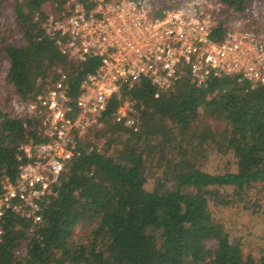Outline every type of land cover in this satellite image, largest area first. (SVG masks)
I'll return each instance as SVG.
<instances>
[{"label":"trees","instance_id":"1","mask_svg":"<svg viewBox=\"0 0 264 264\" xmlns=\"http://www.w3.org/2000/svg\"><path fill=\"white\" fill-rule=\"evenodd\" d=\"M47 1L15 0L24 44L3 45L8 81L25 99L45 92L54 68L60 71L51 83L66 72L74 95L100 62L69 60L44 34ZM67 1L54 0L57 8L49 11ZM219 1L227 14L246 12L253 0ZM2 34L0 26V46ZM156 93L148 79L123 89L101 119L106 132L130 138L114 154L107 151L113 140L90 148L89 137L82 138L57 194L42 204V221L6 213L0 264H264V86L232 76L199 85L185 72ZM127 97L144 105L136 132L113 115ZM38 126V119L0 110V180L16 175L23 144L47 140ZM78 225L89 231L74 238ZM254 244L263 253L257 261L242 250Z\"/></svg>","mask_w":264,"mask_h":264},{"label":"built area","instance_id":"2","mask_svg":"<svg viewBox=\"0 0 264 264\" xmlns=\"http://www.w3.org/2000/svg\"><path fill=\"white\" fill-rule=\"evenodd\" d=\"M223 9L219 0H68L42 19L44 34L69 60L100 62L81 77L76 94L61 71L45 92L15 105L14 116L38 119L47 140L23 144L16 175L0 180V237L8 211L42 221V204L57 194L69 160L80 155L82 136L101 124L125 87L148 79L158 97L185 72L199 85L232 76L264 86L263 33L238 26V12L222 16ZM113 115L139 130L127 99Z\"/></svg>","mask_w":264,"mask_h":264},{"label":"rangeland","instance_id":"3","mask_svg":"<svg viewBox=\"0 0 264 264\" xmlns=\"http://www.w3.org/2000/svg\"><path fill=\"white\" fill-rule=\"evenodd\" d=\"M14 1L15 0H0V26L3 32V44L0 46V110L9 112L13 116L15 114V105L21 103L22 99L24 98L18 94L16 89L8 81L7 75L10 68V59L5 53L3 45L11 44L21 46L24 44L25 40L24 35L16 22ZM56 8L57 6L54 3V0H48L43 6V9L48 11V13H50L49 9L53 10ZM228 14L230 15L231 13L226 14L225 12H223V10L221 12L222 16H227ZM235 18L238 26L254 28L264 35V0H253L250 8L244 13H238V16ZM59 69L60 68H54L50 70V76L49 78H47L44 84L45 88L52 86V78H54V75H56V73L60 71ZM40 83H42L41 80H39V84ZM126 99H128L127 101L131 100L128 97ZM129 102L135 109L138 108L136 111L144 109V105L139 106L135 100H131ZM20 118L25 119L26 114H23ZM206 121L209 124L214 123L215 126H217L219 129L223 128V123L221 121L215 122L214 119L210 118H206ZM104 125L105 124L102 121L101 124L94 128V130L86 133V135L84 134L82 138L84 139L89 137V141L92 142V146L97 145L98 147H104L110 140H113V143L116 144L110 146L107 151L111 154H114L117 150V143L128 141L130 136L128 134H123L122 132L117 130H109L108 132H106L109 127ZM88 231V228H85L82 225H78L74 228L73 237L77 238L80 235H85L88 233ZM237 237L238 235L233 236V242L237 241ZM210 244L211 243H209V245ZM242 250L245 258L251 257L256 261L259 260L261 255L263 254L257 244L243 245ZM22 252L23 249L21 248L18 253Z\"/></svg>","mask_w":264,"mask_h":264}]
</instances>
